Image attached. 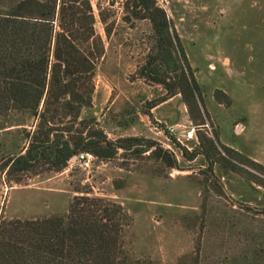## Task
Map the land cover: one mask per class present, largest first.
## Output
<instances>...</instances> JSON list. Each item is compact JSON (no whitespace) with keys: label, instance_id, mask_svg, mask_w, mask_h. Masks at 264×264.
Instances as JSON below:
<instances>
[{"label":"rangeland","instance_id":"374dc122","mask_svg":"<svg viewBox=\"0 0 264 264\" xmlns=\"http://www.w3.org/2000/svg\"><path fill=\"white\" fill-rule=\"evenodd\" d=\"M156 1L200 86L196 102L188 105L181 93L167 97L163 85L142 77L155 51L148 19L135 18L126 0H91L105 54L92 107L83 115L110 140L135 137L142 144L98 158L89 170L71 159L63 171L29 173L19 183L8 181L5 170L0 220L62 215L74 196L88 192L129 212L126 236L136 258L152 264H264V0ZM24 129H0V144H23ZM199 133L227 158L219 157L213 171L205 156H183V149H208ZM148 142L173 153L179 167L144 151ZM224 147L236 157L229 158ZM231 161L236 171L226 169Z\"/></svg>","mask_w":264,"mask_h":264},{"label":"trees","instance_id":"16d2710c","mask_svg":"<svg viewBox=\"0 0 264 264\" xmlns=\"http://www.w3.org/2000/svg\"><path fill=\"white\" fill-rule=\"evenodd\" d=\"M126 7L135 18L148 19L153 31L155 51L142 77L163 85L167 97L181 93L188 105L196 102L200 86L165 9L156 0H126ZM101 19L106 23L103 12ZM95 25L91 0H0V129L25 128L23 144H0V173L7 170L8 181L63 171L83 151L106 160L142 144L135 137L110 140L83 115L92 107L97 65L105 54ZM198 139L208 149H183V156L203 155L213 171L227 158L211 137L199 133ZM149 150L179 167L176 156L156 142H148L144 151ZM230 163L226 169L236 171ZM131 224L121 203L76 195L62 215L1 219L0 264H152L133 256L126 236Z\"/></svg>","mask_w":264,"mask_h":264},{"label":"built area","instance_id":"2783aa9c","mask_svg":"<svg viewBox=\"0 0 264 264\" xmlns=\"http://www.w3.org/2000/svg\"><path fill=\"white\" fill-rule=\"evenodd\" d=\"M125 0H116L115 4L122 5ZM174 127H169L170 132H174ZM77 164L84 170H89L93 162L97 159L96 155L89 151H83L77 154L76 156Z\"/></svg>","mask_w":264,"mask_h":264},{"label":"water","instance_id":"95a60500","mask_svg":"<svg viewBox=\"0 0 264 264\" xmlns=\"http://www.w3.org/2000/svg\"><path fill=\"white\" fill-rule=\"evenodd\" d=\"M72 160H76V157H73Z\"/></svg>","mask_w":264,"mask_h":264}]
</instances>
